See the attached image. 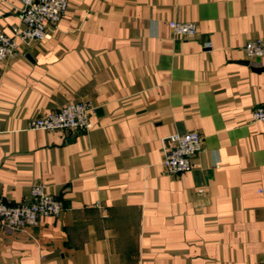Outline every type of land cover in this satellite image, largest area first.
I'll list each match as a JSON object with an SVG mask.
<instances>
[{
	"label": "crops",
	"instance_id": "1",
	"mask_svg": "<svg viewBox=\"0 0 264 264\" xmlns=\"http://www.w3.org/2000/svg\"><path fill=\"white\" fill-rule=\"evenodd\" d=\"M43 41L0 62V206L35 184L63 203L23 230L0 220V264L264 262V0H68ZM21 0H0V31ZM172 20L197 25L182 38ZM90 102L88 131L30 129ZM198 132L192 168L163 166L168 138Z\"/></svg>",
	"mask_w": 264,
	"mask_h": 264
},
{
	"label": "built area",
	"instance_id": "2",
	"mask_svg": "<svg viewBox=\"0 0 264 264\" xmlns=\"http://www.w3.org/2000/svg\"><path fill=\"white\" fill-rule=\"evenodd\" d=\"M20 27H13V35L0 31V62L15 57L19 43L29 45L43 41L47 36V24H57L69 8L68 0H21ZM169 27L177 37L190 38L197 34L193 22L172 20ZM249 58L264 57V40L250 41L245 46ZM94 107L90 102H74L60 110L48 113L31 121L30 129L41 131H88L92 128L91 114ZM255 122L264 123V103L253 114ZM168 148L163 166L173 175H181L192 168L191 160L203 148V137L198 132L174 134L168 138ZM64 209L63 203L47 193L46 186L32 187V200L27 205L16 207L0 206V220L7 230H23L39 224L43 217H57ZM259 264H264L260 262Z\"/></svg>",
	"mask_w": 264,
	"mask_h": 264
}]
</instances>
